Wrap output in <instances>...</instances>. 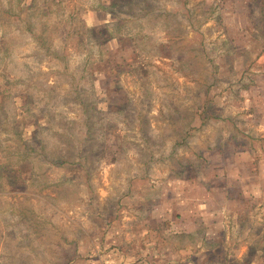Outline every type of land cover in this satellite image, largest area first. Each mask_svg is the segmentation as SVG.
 Listing matches in <instances>:
<instances>
[{"label":"rangeland","instance_id":"1","mask_svg":"<svg viewBox=\"0 0 264 264\" xmlns=\"http://www.w3.org/2000/svg\"><path fill=\"white\" fill-rule=\"evenodd\" d=\"M221 1L0 0V264H249L264 14ZM207 197L243 230L181 232Z\"/></svg>","mask_w":264,"mask_h":264},{"label":"crops","instance_id":"2","mask_svg":"<svg viewBox=\"0 0 264 264\" xmlns=\"http://www.w3.org/2000/svg\"><path fill=\"white\" fill-rule=\"evenodd\" d=\"M255 100H257V98H255L254 101H251V102L255 103ZM263 118H264V115H263ZM257 134L260 137H264V131H261L260 133H257ZM250 151L253 152V154H251ZM254 153H257V152L255 150H253V149L249 150V151L246 149L245 151L243 150L242 152H239L236 155H243L244 154V155H246L247 157L250 158V156L254 155ZM235 159H236V156H235ZM256 161L257 160H253V162H256ZM245 180H246V178H245ZM211 190H214V188L211 187L209 184H208V186L206 185L205 191L208 194L207 196H209V199L211 197ZM251 192L253 193L254 201L260 202V200H262L261 198H264V195H263L264 194V186L263 185L256 186L254 184L253 190ZM209 199L207 197V200L205 201V204L207 205V207H205V209H203V210H200L199 211L200 213H197V215H196L197 218L195 219V222L198 223V227H196L194 225L195 227L191 231L184 230V231H181V232H185L186 234H191V235H194V236H198V235L200 236L201 232H203L205 235H208L209 226L212 225V224H215L214 222H212V224H209L207 222L208 221V215H212V214L214 215V214L218 213V215L220 214V216H225L224 211L219 210L220 208H215L217 210H214V209H211V207H209L210 206L209 205ZM263 202H264V200H263ZM259 205H262V203H259ZM154 214H155V212H154ZM227 216H228V214H227ZM230 216H234V215L230 214ZM263 216H264V211H263ZM223 221L224 220L219 222L218 225H216V224L214 225L215 227L221 226L219 230L223 231L222 233H225L226 230H228L227 228H230V227H232V230H235V228H236L237 229L236 231H238V232H241V230H243L242 225L240 223H238V222L233 221L232 226H229V225L223 223ZM158 230H159V226H157V228L153 227V229H152L153 232L158 231ZM205 238L206 237L203 236L202 240L206 244V241H208V239L206 238V241H205ZM209 245L211 247H214L217 244H216V242L212 241V242L209 243ZM231 245L232 244L229 243V241L223 240L222 244H219L218 246L219 247H223L224 249H227L228 247H231ZM235 245H237L236 246L237 248L241 247L243 249L242 251L239 252V255H233L232 258H233V260L236 261V263H239V262L244 263V262H246V263H249V264H256L258 258H260V260L263 261V263H264V252H262V250H264V245H260V243H251V242H245V241L244 242H240V243L236 242ZM254 247L257 249V251H255V253H256L255 257H252L250 259V261H248V260L244 261L247 258L246 257L247 250L250 249V248H254ZM259 252H262L260 257H258V253ZM210 263H212V262L210 261ZM228 263H229V260H227V258L225 256L222 259V261L218 262L217 264H228ZM213 264H215V263H213Z\"/></svg>","mask_w":264,"mask_h":264},{"label":"trees","instance_id":"3","mask_svg":"<svg viewBox=\"0 0 264 264\" xmlns=\"http://www.w3.org/2000/svg\"><path fill=\"white\" fill-rule=\"evenodd\" d=\"M253 2H255V0H253ZM256 2H258L257 0H256ZM259 3V2H258ZM260 9H261V13L262 14H264L263 13V9H264V0H261L260 1ZM218 6H219V10H220V13L222 12V1L221 0H219V3H218ZM222 14V13H221ZM248 27H249V25H248V23H240L239 25H238V27H237V29H235L233 32H235L236 34H238L237 36V39H246L250 44H252V39H253V37H250L249 35H248V33L250 32L249 31V29H248ZM232 38H236V36L235 37H232ZM239 41V40H238ZM233 46H235V45H230V47H233ZM205 117V116H204ZM147 247V246H146Z\"/></svg>","mask_w":264,"mask_h":264}]
</instances>
